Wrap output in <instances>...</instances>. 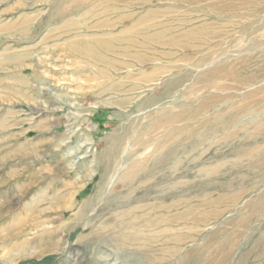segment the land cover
Instances as JSON below:
<instances>
[{
  "label": "rangeland",
  "instance_id": "obj_1",
  "mask_svg": "<svg viewBox=\"0 0 264 264\" xmlns=\"http://www.w3.org/2000/svg\"><path fill=\"white\" fill-rule=\"evenodd\" d=\"M0 264H264V0H0Z\"/></svg>",
  "mask_w": 264,
  "mask_h": 264
},
{
  "label": "bare ground",
  "instance_id": "obj_2",
  "mask_svg": "<svg viewBox=\"0 0 264 264\" xmlns=\"http://www.w3.org/2000/svg\"><path fill=\"white\" fill-rule=\"evenodd\" d=\"M153 36V35H152Z\"/></svg>",
  "mask_w": 264,
  "mask_h": 264
}]
</instances>
